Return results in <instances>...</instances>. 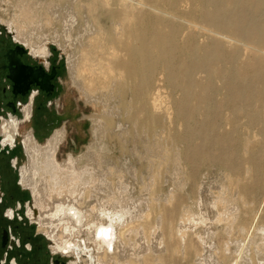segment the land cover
<instances>
[{
  "label": "bare ground",
  "instance_id": "6f19581e",
  "mask_svg": "<svg viewBox=\"0 0 264 264\" xmlns=\"http://www.w3.org/2000/svg\"><path fill=\"white\" fill-rule=\"evenodd\" d=\"M144 1L151 0H125L124 11L128 10L127 12L130 11L131 14L122 21L127 23V26L124 27L119 22L120 25L116 22L115 27L112 25L114 27L112 30L115 29L113 35L121 41L122 37L127 36L128 31L129 43L123 45L122 55L111 41L109 49H106L107 45H103L107 31L101 24H98L87 37L81 34L80 37L75 36L71 30L65 31L67 34L64 38L63 35L61 38L58 37L60 38L58 44L64 50L71 44L76 46L68 59L74 87L82 92L88 103H96L97 106L103 107L105 117L92 120L94 124L98 123V126L93 128L94 141L87 147V151L81 155L69 153L63 162L58 161L57 152L65 136L58 133L43 148L30 139L27 143L29 160L23 167L21 175L23 186L32 193L36 209L32 211L31 207L29 216L39 223L40 231L47 235L56 253L67 250L72 243L78 246L80 239L85 238V246L94 252L95 264H190V260L191 264H212L215 260L219 264H229V255L223 253L221 247L217 246L218 243L214 242L220 225L230 239L241 229L246 241L247 239L249 241V248L251 247L256 254L254 258L256 260L257 256L259 259L264 258V227L256 225L254 228L256 232L253 234L251 229L255 220L250 223L247 220L250 227L245 230L243 222L239 220L240 213L236 210L238 200L230 196L232 188L228 180L231 176H226L227 182L222 186L216 184L218 187L213 185L207 187L219 191L216 198L210 196L209 193L212 192L210 189L197 193L192 183L198 178L197 174L203 162L213 163L214 156L211 157L209 152L205 151L206 147L222 150L219 161L232 165L226 147L234 144L235 138L216 136V119L225 105H234L239 100L250 103L264 94V68L254 65L251 71V65L245 68L236 65L230 71L225 66L218 67V63H236L235 55H228L222 48V42L209 47L205 53L193 37L185 46H181L180 27L160 17L156 19L154 25L145 29V21L151 19L141 12L140 15H136V10L145 5ZM198 1L204 9L203 22L207 27L226 31L235 38H247L257 46H264V0ZM113 2L115 3L114 0H99V4L106 8L113 7ZM20 8L25 13L21 20L10 25V31L14 32L16 39L29 47L35 55H46L47 41L43 37L35 39L24 30L25 24L32 25L34 22L33 7L20 4ZM107 12L112 17L116 15L113 9ZM92 19L95 22L96 18ZM50 23L47 21V25ZM165 27L169 29L168 32L164 31ZM116 41L118 43L119 40ZM183 53L187 56L185 60L187 62L181 63L182 60L178 56ZM160 62L166 66L168 82L184 95L177 111L186 124L184 139L191 145L184 156L177 152L173 155L174 160H170L169 157V160L174 162L173 166L175 165L173 175L176 177H173L177 178L175 182L177 189L169 195H164L160 191L161 167L163 162L166 163L167 156L160 141L153 143L152 139L151 141L145 137L143 147H140L139 143L130 149L123 146L124 157L117 159V148H112L100 138L103 133L106 136L116 133L114 135L116 138L123 142L127 141L126 135L130 132L114 127L110 118L124 114L120 108L128 113L135 126L145 117L152 122L155 121L156 125L159 123L160 115L157 113L159 98L153 96V85ZM198 70L208 74L204 82L196 81L194 73ZM216 78L224 79L227 84L228 97L221 103L213 100V80ZM118 79L121 83L123 79L134 81L131 92L133 99L130 105L127 104L128 107L123 99L124 89L127 88L125 85L118 86L120 82ZM120 98L122 104H115L114 108L107 103L111 99L117 101ZM201 105H205L210 111V116L202 123L197 122L195 118L197 108ZM195 136L202 137L204 144L195 146L193 144ZM216 162L217 160L214 163L217 164ZM184 164L191 170L188 177L183 168ZM256 166L262 173L263 168ZM145 170L148 173H145ZM205 228L208 229V233L204 232ZM193 235L200 237L205 249L203 256L198 255L196 251L192 252L193 240L190 236ZM228 249L229 247L226 250L230 252L231 248ZM84 264H89L88 260L85 259Z\"/></svg>",
  "mask_w": 264,
  "mask_h": 264
},
{
  "label": "rangeland",
  "instance_id": "374dc122",
  "mask_svg": "<svg viewBox=\"0 0 264 264\" xmlns=\"http://www.w3.org/2000/svg\"><path fill=\"white\" fill-rule=\"evenodd\" d=\"M114 1L115 3L113 2V7L106 8V7H102V5L99 4V0H0V37H10L12 38V40L20 44V42L16 40V34L10 31V25L14 24L16 21L21 20V18L25 13L24 10L20 8V4H25L27 7L32 6L35 19L32 25L25 24L24 26L25 32L27 34L32 35L33 38L35 39L39 37H43L47 41L49 52L54 53L55 57L57 56L63 57V62L67 67L65 76L63 77L64 84L71 101L74 103L73 107L75 108L74 113L76 116L75 118L74 115L72 116L71 130L66 132L65 141L62 144L61 151L59 153L60 160L65 159L68 153L81 155L87 151V147L94 141L93 128L98 126V123L94 124L92 120L94 118H99V117L104 118L105 113L103 107L97 106L96 103L94 104L88 103L82 92L78 91L79 89L76 86L74 87V84L71 80V76L69 73L68 59L71 56V54L75 51L76 48L75 44L69 45L67 50H64L62 46L58 44V41L60 40L62 35H63L62 37L64 38V35L67 34L65 33V31L68 32L70 30L74 32L75 36L79 35L80 37L81 34L84 37H87L88 35L92 34L93 32L92 30L96 28L98 24H101L102 26H104V29L107 31V36H104L103 45H107L105 47L106 49H109L111 47V42H112L114 46H116V48L121 52L120 54L122 55L123 54L122 50L124 49V46L129 43L128 31L126 34L127 36L125 35L126 36L125 38L122 37L123 39L121 41V39H118L115 35H113L115 34L114 32L115 29L112 30V28L116 26L115 25L116 23L118 25L123 24L122 26L126 27L127 23H124L122 21H125L126 20L125 18H127L128 15L131 14L130 11L129 13L127 12L128 10L124 11L125 9L123 6L126 4L125 0H114ZM144 2L145 5H143V7L140 6V9H138L139 6L137 7L138 10H136L137 11L136 15H138L139 12H141L142 14H145V16L151 19V20L147 19V21H145V29L148 26L151 27L152 25H154L156 19L160 17L163 20L166 19L167 22H173L180 27L179 45L181 46H185L187 44V41L191 37H193L196 44H198V46H200V49H202L203 53H205L209 47L217 43L220 44L222 42L221 45L223 50L228 55L234 54L236 57V63L235 64L228 62L218 63L217 64L218 67L225 66L230 71L236 65L241 68H245L251 65V71L254 69L253 68L254 65L261 66L264 68V51H263L264 46H260V45L257 46L247 38L244 39L235 38L233 35H231V33H227L226 31H217L207 27L203 22L204 9L200 6L198 0H159V2L157 0H151ZM114 4L116 6H114ZM130 4L132 3L130 2ZM149 5H152L153 7ZM144 6L147 7L148 9L145 8ZM112 9L116 12V15L114 17L110 16L107 12L108 10H112ZM92 17H94V19L96 18L95 22L98 23L93 22ZM47 21L51 23L47 25ZM22 22L26 23L24 21ZM113 24L114 27L112 26ZM164 31L168 32L169 29L165 27ZM181 31L183 33H181ZM55 37L57 38L55 39ZM227 39H229L230 41ZM116 40H119L118 41L119 45ZM237 42L238 44L236 45ZM109 45L110 47H108ZM179 57L180 60H182L181 63H183V61L187 62L185 61L187 56L184 53L180 54L178 58ZM160 64H159L160 68L158 67L159 69H156L157 75H155V82L153 85L154 86L153 96L157 97V99L159 98L157 103L158 104L157 113H159L160 115L159 123L156 125L155 121L152 122L150 119L143 117L144 119L139 120V123L137 124V126H135L133 121L131 122L129 118L130 116L127 115L128 113L120 108L121 113L122 112L124 113L121 114L123 116L122 117H120L121 115L119 117L110 116V118L112 120V124L114 127H120L121 131L124 129L130 132L126 135L127 141L123 142L119 138H116L114 136L116 133L113 135L109 134V136H106L103 133L101 134L100 138L103 142L112 146V148H117V156H116L117 159H121L122 157H124L122 155L123 146H125L126 148L129 147L130 149L133 148L137 143H139L138 145L140 147H143L144 146L143 140L146 139H150V140L152 139L153 141L152 140L151 141L153 143L157 140L160 141V143H162L163 150L165 151V153L167 152L166 153L167 156L165 158L166 163L163 162L162 165L163 170L161 167L160 191L164 195H169L171 192L177 189V186L175 184V182H177L176 181L177 178H175L176 176L173 175L175 172V165L173 166L174 162L170 160H174L173 155H175L177 152L181 153L184 156L185 155L184 153L188 152L191 145L189 142H187L184 139V135L187 130L186 124L181 119L177 111L178 104L184 99V95L177 87L171 85V83L168 82L166 77V66L163 62L162 63L160 62ZM194 76L196 81L198 82H204L208 78V74L202 70L196 71L194 73ZM161 77L163 78L162 80ZM118 80L120 81V82L117 81L118 86L121 85L122 87V85L123 86L125 85V88H127V90L124 89V87L122 88V90L124 89L123 99L124 101H126L125 102L126 105L127 104L130 105L133 99L131 92H132V86L134 85V81L130 79H123L121 83V80L120 79ZM223 81L224 79H220V78H216L213 80L214 83L213 100L216 103H221L225 101L228 97V90L226 86L227 84L225 81H224L225 83ZM220 84L221 86H218ZM220 87L223 89H220ZM107 103H109L111 107L114 108L115 104L118 105L122 104V98L118 99L117 101L115 99H111ZM128 105L126 107H128ZM204 106L205 105H201L197 108L196 116H195L197 122L202 123L210 116L209 113L210 111L207 109L206 106L205 107ZM236 109L237 110L240 109V111L239 110L238 111L242 113L235 111ZM117 130H119V128H117ZM148 130H152V131H148ZM26 133L27 132H25V134ZM215 134L216 136H220V137L229 136L235 138L234 144H229L227 146L228 148L226 147V149L228 150L226 153L231 157L233 163L232 165H226L222 161H219L220 159L218 158L221 155L222 150L214 147H206L205 151L207 153L209 152V155H211V157L212 156H214L215 158L217 157L216 158L217 164L214 163L216 161L214 157L213 159L211 158L213 160V163L212 161H210V162H203L202 163L203 165L201 164L197 174L198 178H196V181H192L194 185V189L197 190V193H199L198 191L202 192L205 189H207L208 186L210 187L211 185L218 187V185L221 184L220 186H222L227 182L226 178L231 176L230 180H228L230 183L229 185L232 188L230 192V196L234 197L235 200L236 199L238 200V201L236 200L238 204L237 205L238 208H236V210L238 211V213H240L241 216L239 217V220L243 222L245 226V230H248L250 227V224L247 223V220L249 223L255 220L253 224L254 227H252L251 229V233L254 234L256 232V230H254L256 225L257 227L258 226L264 227V94L256 97L250 103H246L242 100H239V102L235 103L234 105L231 106L225 105V107L218 114V117L216 119ZM248 140L250 142H248ZM193 144L195 146H201L204 144V140L200 136L197 137L195 136L193 139ZM244 145L245 148H247L246 150L244 148ZM25 165H27V162H24L22 166ZM256 165L263 168L262 171L263 174L258 171L257 169L258 167ZM183 168L186 171L188 177L191 170L189 169V167L186 168L185 164L183 165ZM145 173L148 172L145 170ZM214 193L216 194L214 195ZM209 194L210 196H213L212 198H216L217 195H219V191L217 189H213L212 192ZM197 196L199 197V194H197ZM219 208L220 210H222L221 207ZM154 219L155 218L153 217L152 223H154ZM219 227H220V231L219 230L216 231V235H215L216 240L214 239V242H216L215 244L218 243L217 246H219V248L221 247L220 250L223 253L225 252L226 255L227 254L229 255V264L231 263L236 264V262L237 264L238 263L252 264V262H254V264L255 262L257 264H264L263 261L264 258L259 259L258 256H257V260L254 258L256 254L251 247L249 248L248 246L249 241L248 239L246 241L245 234L241 229L237 230L236 233L234 234V237L230 239L231 237L229 238L227 234L225 235V233L222 231L221 229L222 225L218 226V229ZM240 230L242 232H240ZM204 232L208 233L209 231L207 228H205ZM236 234H240V235L237 236ZM196 236L197 235L190 236L193 240L192 252L196 251L198 252L197 253L198 255L203 256V254H205V249L202 243L200 242V237L199 236L196 237ZM190 237L188 238L189 240L191 239ZM39 241L40 243H44L45 241H49V239H39ZM245 242L247 243V245ZM226 246L229 247V249L231 248L230 252L232 253V255L229 251L226 250L227 249ZM238 248H240L241 250ZM250 259L252 262L250 261ZM215 261H213L212 264H219L216 263L217 261L216 262ZM189 262L191 264L192 261L190 260Z\"/></svg>",
  "mask_w": 264,
  "mask_h": 264
},
{
  "label": "flooded vegetation",
  "instance_id": "af4514ba",
  "mask_svg": "<svg viewBox=\"0 0 264 264\" xmlns=\"http://www.w3.org/2000/svg\"><path fill=\"white\" fill-rule=\"evenodd\" d=\"M66 70L63 57L49 50L35 55L25 44L0 37V264H84L85 259L95 264L84 239L59 253L50 241L40 243L49 238L29 216L34 200L21 181L30 139L43 148L71 130L76 115L64 84ZM65 137L59 162L69 154L60 160Z\"/></svg>",
  "mask_w": 264,
  "mask_h": 264
}]
</instances>
